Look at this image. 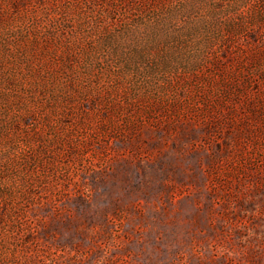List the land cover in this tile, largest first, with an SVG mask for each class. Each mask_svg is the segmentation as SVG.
<instances>
[{"label":"rangeland","instance_id":"1","mask_svg":"<svg viewBox=\"0 0 264 264\" xmlns=\"http://www.w3.org/2000/svg\"><path fill=\"white\" fill-rule=\"evenodd\" d=\"M0 264H264V0H0Z\"/></svg>","mask_w":264,"mask_h":264}]
</instances>
